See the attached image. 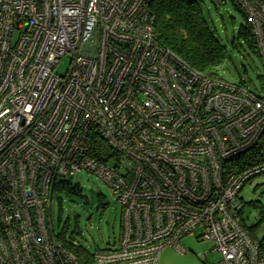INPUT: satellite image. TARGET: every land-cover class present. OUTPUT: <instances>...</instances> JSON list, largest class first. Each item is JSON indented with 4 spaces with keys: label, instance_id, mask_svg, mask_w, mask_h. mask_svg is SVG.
Instances as JSON below:
<instances>
[{
    "label": "built area",
    "instance_id": "2783aa9c",
    "mask_svg": "<svg viewBox=\"0 0 264 264\" xmlns=\"http://www.w3.org/2000/svg\"><path fill=\"white\" fill-rule=\"evenodd\" d=\"M152 1L0 0V264H82L51 224L54 183L82 172L121 206L118 240L91 264H158L195 232L212 264H264L238 216L264 173V87L161 46ZM233 1L264 69V0ZM248 152L257 164L232 172Z\"/></svg>",
    "mask_w": 264,
    "mask_h": 264
},
{
    "label": "rangeland",
    "instance_id": "374dc122",
    "mask_svg": "<svg viewBox=\"0 0 264 264\" xmlns=\"http://www.w3.org/2000/svg\"><path fill=\"white\" fill-rule=\"evenodd\" d=\"M204 20L216 37L226 48L228 58L215 69L217 76L227 82H243L253 92L259 87V78L264 76V69L258 56L246 48L233 49L231 40L236 36L241 15L235 11L229 0H200ZM68 60L63 58L54 72L65 74ZM78 184L82 197L61 196L59 208L56 199L51 203V224L55 234L67 225L68 237L73 232L76 241L88 251L101 250L118 240L121 220V206L117 203L112 191L101 180L85 172L72 178ZM244 202L259 201L264 206V173L246 185L240 192ZM60 215L58 219V212ZM247 224L258 219L256 212L247 208ZM59 220V221H58ZM198 232L180 240V245L187 250L180 254L172 249H164L158 264H212L219 260V254L213 249V243L197 238ZM264 236V226L257 233L259 241Z\"/></svg>",
    "mask_w": 264,
    "mask_h": 264
},
{
    "label": "trees",
    "instance_id": "16d2710c",
    "mask_svg": "<svg viewBox=\"0 0 264 264\" xmlns=\"http://www.w3.org/2000/svg\"><path fill=\"white\" fill-rule=\"evenodd\" d=\"M229 2L242 17V24L239 25L236 36L231 40V47L235 50L244 47L258 56L246 16L233 0H229ZM150 8L155 18L154 30L157 42L194 70L212 78L218 77L215 69L228 58V55L226 47L220 43L215 32L204 20L200 0H153ZM259 81L263 88L262 77L259 78ZM258 161L255 153L248 152L231 161L229 169L234 173H239L254 166ZM253 179H249L242 189ZM62 195L81 198L82 190L78 184L72 183V179L58 180L53 186V200L56 199L59 208ZM241 202L242 207L238 214L240 224L252 238L257 239L258 231L264 226V206L256 200L244 202L241 199ZM247 208L257 213L258 219L255 223L247 224L248 216L245 215ZM59 215L60 209L58 219ZM66 234L67 225L64 224L55 238L70 250L82 264H91L93 252L88 251L76 241L74 234L77 233L73 232L68 237ZM259 243L264 248V236L259 240Z\"/></svg>",
    "mask_w": 264,
    "mask_h": 264
}]
</instances>
